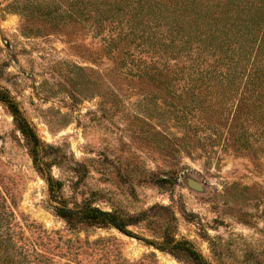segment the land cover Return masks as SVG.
<instances>
[{"label":"rangeland","instance_id":"374dc122","mask_svg":"<svg viewBox=\"0 0 264 264\" xmlns=\"http://www.w3.org/2000/svg\"><path fill=\"white\" fill-rule=\"evenodd\" d=\"M29 2L0 0L2 98L17 106L45 151L41 174L0 99V184L15 194L18 211L89 244L69 264H264V145L254 161L217 142L187 150L175 124L164 129L180 136V147L164 141L156 102L141 96L155 88L115 83L107 60L99 63L98 37L49 27ZM47 176L58 182V201ZM61 204L111 212L130 234L112 226L69 230L52 208ZM166 239L177 244L154 245Z\"/></svg>","mask_w":264,"mask_h":264},{"label":"trees","instance_id":"16d2710c","mask_svg":"<svg viewBox=\"0 0 264 264\" xmlns=\"http://www.w3.org/2000/svg\"><path fill=\"white\" fill-rule=\"evenodd\" d=\"M25 1H30L25 4L28 10L42 9L47 25L55 30L76 28L98 37L96 54L104 57L99 63L107 60L115 83L155 88L141 96L156 102L163 125L158 133L164 141L166 135L180 147V136L164 129L175 124L182 129L187 150L217 142L222 149L244 152L252 161L257 158L264 145V0ZM3 93L0 90V99L29 142L35 168L44 174L41 141ZM168 172L176 175L175 170ZM45 180L50 198L58 201V182L51 176ZM52 208L69 230L80 224L112 226L130 234L128 222L90 204ZM171 243L177 244L166 239L154 245L162 250ZM84 247L90 248L79 238L64 239L29 220L18 211L15 194L0 184V264H58L62 258L67 261L62 264H69Z\"/></svg>","mask_w":264,"mask_h":264},{"label":"water","instance_id":"95a60500","mask_svg":"<svg viewBox=\"0 0 264 264\" xmlns=\"http://www.w3.org/2000/svg\"><path fill=\"white\" fill-rule=\"evenodd\" d=\"M187 184L193 189H196V190L200 189L199 184L196 181H194L193 179H188Z\"/></svg>","mask_w":264,"mask_h":264}]
</instances>
